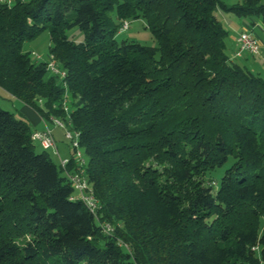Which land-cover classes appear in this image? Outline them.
Returning a JSON list of instances; mask_svg holds the SVG:
<instances>
[{
	"label": "trees",
	"instance_id": "1",
	"mask_svg": "<svg viewBox=\"0 0 264 264\" xmlns=\"http://www.w3.org/2000/svg\"><path fill=\"white\" fill-rule=\"evenodd\" d=\"M217 8L264 14L257 0L0 2V87L45 119L66 117L68 94L100 202L95 216L73 199L0 105V264H264V76L227 52ZM125 17L158 46L118 40ZM43 29L64 78L22 50Z\"/></svg>",
	"mask_w": 264,
	"mask_h": 264
},
{
	"label": "rangeland",
	"instance_id": "2",
	"mask_svg": "<svg viewBox=\"0 0 264 264\" xmlns=\"http://www.w3.org/2000/svg\"><path fill=\"white\" fill-rule=\"evenodd\" d=\"M224 3L228 5L233 4H243L248 0H222ZM258 4L264 5V0H257ZM217 18L221 21L223 26L228 30V35L225 39L226 41V49L227 52L232 55L234 51L237 49L236 39L235 37L242 31H250L255 36L258 37L259 43L264 41V14L256 13L253 15L241 16L238 15L236 12L232 10H226L223 8H217L215 11ZM124 20L129 21V28L124 31L116 34L118 40L121 39H129L137 41L141 44L157 47L158 43L153 35L152 31L147 27L143 18H129L125 17ZM122 20V19H121ZM67 35L69 38L75 40L76 42L82 41L85 37L84 30L78 26H75L67 31ZM49 47H50V35L48 29L41 30L35 37L31 39H27L22 44V50L25 52H29V55L33 61H46L49 57ZM260 54L258 55H248L246 60L250 63L249 65L245 63V59L238 58L237 61L246 65L248 69L258 72L260 75L264 76V43H260ZM41 55V59L37 60L36 55ZM247 53H243V56ZM261 57V58H260ZM49 75V71L47 72L46 76ZM4 92V91H3ZM70 97L67 98V106H68V114L72 111ZM0 105L5 109H9L14 111L15 107L21 105V103L9 95H4L0 91ZM18 116L17 112L15 113ZM50 118V117H49ZM65 123L68 124L69 118L66 115L65 118L60 117ZM62 130V129H61ZM56 145L59 149L61 156H68L71 154V149L67 146V141L63 137V130L62 134H57L55 138ZM35 146L34 149L36 152L42 151L41 146L34 142ZM50 154L52 161L58 166L59 168V158L58 156L53 154V151L47 150ZM231 159H228L226 163L217 168L214 171L215 177L218 180L219 177L223 174L225 168L230 164ZM206 181L210 180L209 178L205 179Z\"/></svg>",
	"mask_w": 264,
	"mask_h": 264
},
{
	"label": "built area",
	"instance_id": "3",
	"mask_svg": "<svg viewBox=\"0 0 264 264\" xmlns=\"http://www.w3.org/2000/svg\"><path fill=\"white\" fill-rule=\"evenodd\" d=\"M2 3L11 5L14 0H0ZM129 28V21L122 20L118 32H124ZM237 49L232 54L233 57L243 56V53H249L251 55L260 54V43L258 38L250 31H242L236 36ZM37 60L41 59V55H36ZM46 68L51 75H56L59 78H64L66 73L58 66V63L52 54H49L48 60H46ZM64 86L66 84L64 83ZM68 94L65 93L62 101V109L68 115L69 122L65 125L64 121L60 117L51 115L50 120L53 127H59L63 130V137L67 141V145L71 149V157H61L59 149L57 148L53 127L46 125L43 129H33L31 132V140L37 142L42 149L52 150L53 154L59 158V168L69 181L73 194L72 198L75 200H81L88 209L96 216L98 209L100 208L99 199L95 196L94 190L86 175V154L85 150L79 141V131L71 126L70 116L68 114L67 106ZM42 99L38 102L41 104ZM71 158L73 164H71ZM102 228L106 233L112 230V226L108 222L102 224Z\"/></svg>",
	"mask_w": 264,
	"mask_h": 264
},
{
	"label": "crops",
	"instance_id": "4",
	"mask_svg": "<svg viewBox=\"0 0 264 264\" xmlns=\"http://www.w3.org/2000/svg\"><path fill=\"white\" fill-rule=\"evenodd\" d=\"M260 43L262 44V43H264V41H261ZM248 55H251V54L247 53V54H245L244 56H242L240 58L242 60L245 59V63L249 65L250 63L248 62V60H246V59H248L247 58ZM252 56H254V55H252ZM0 91H1V93H3L6 96L9 95L10 97H13V98L17 99L21 103V105H18V107H15V110H16L15 113L17 112L18 116H22L23 118H25L29 122V124H30L32 129H39L40 130V129H43L46 125L52 126V122H51L50 118L45 119L32 106L24 103L23 101H21L20 99L14 97V96H12L11 94H9L6 90L2 89L1 87H0ZM53 134H54V138H56L57 134L61 135L62 134L61 128L53 127ZM61 157H68L69 158V157H71V154L68 155V156H61Z\"/></svg>",
	"mask_w": 264,
	"mask_h": 264
}]
</instances>
